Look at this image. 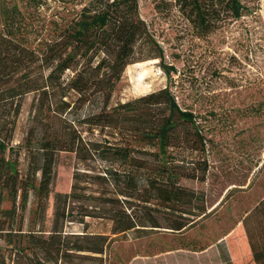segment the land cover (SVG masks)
Listing matches in <instances>:
<instances>
[{
  "label": "rangeland",
  "instance_id": "rangeland-1",
  "mask_svg": "<svg viewBox=\"0 0 264 264\" xmlns=\"http://www.w3.org/2000/svg\"><path fill=\"white\" fill-rule=\"evenodd\" d=\"M0 1L18 5L24 25L21 28L32 45L38 47L56 37L89 2ZM242 2L247 9L239 18L227 17L215 31L198 35L182 13L178 0H138L139 14L161 48L162 57L127 65L104 109L111 111L114 105L168 86L180 107L193 113L196 128L178 125L173 145L167 147L165 156L179 172L175 183L188 194L180 202L167 206H181L195 214L200 208L209 212L202 218L192 216L197 220L192 227L180 233L164 227L169 216L164 211L166 203L148 185L151 182L164 185L165 179L155 180L158 175L153 172L161 157L159 147L136 140L134 132H115L91 123L104 106L101 95L96 94L64 113L81 132L83 140L98 142L105 148L123 145L131 148L130 155L142 165L135 169L137 185L141 193L151 189L153 196L147 207L134 200L127 211L143 224L157 218L163 226L147 232L113 234L109 217L82 219L80 213L85 202H74V220L65 221L64 233L102 234L109 238V244L102 255L83 252L72 256L71 264H256L254 257L264 258V0ZM138 50L144 52L140 47ZM33 96L32 93L22 96L10 141L13 146H21L11 154L16 157L19 153L21 168L26 164L22 159L23 142L30 128ZM75 97L76 94L70 93L71 100ZM78 164L74 153L60 151L55 156L52 192L37 219L49 229L54 212L53 195L70 190ZM92 164L104 166L108 161L96 157ZM118 168L131 167L122 163ZM36 204L33 191H29L23 212L24 230L34 222ZM0 206L10 203L3 201ZM127 206L125 203L124 207ZM104 208L105 213L110 210L108 206ZM66 239L73 242L85 238L67 235ZM57 264L70 263L61 259Z\"/></svg>",
  "mask_w": 264,
  "mask_h": 264
},
{
  "label": "trees",
  "instance_id": "trees-1",
  "mask_svg": "<svg viewBox=\"0 0 264 264\" xmlns=\"http://www.w3.org/2000/svg\"><path fill=\"white\" fill-rule=\"evenodd\" d=\"M242 1L178 0V3L198 35H207L227 17L239 18L247 9ZM5 3L0 1V203L7 201L10 206H0V241L4 242L0 244V264H57L61 259L71 264L72 256L83 252L102 255L109 244L107 236L64 233L65 221L74 220V202H85L79 204L85 206L80 213L82 219L109 217L113 234L163 227L157 218L146 225L127 211L134 200L148 206L153 196L151 189L166 203L164 211L169 216L164 227L171 232L180 233L192 227L197 221L194 215L207 216L209 212L204 208L195 214L181 206H167L188 195L174 181L179 172L165 159L167 147L173 145L178 125L196 128L193 113L180 107L170 88L165 86L114 105L111 111L104 110L127 65L162 57L161 48L139 14L138 0H89L42 47L33 46L21 28L18 5ZM67 72L70 73L66 75ZM28 93L34 96L30 128L23 142L22 159L26 164L21 168L19 153L16 157L11 155L21 146H13L10 141L21 111V98ZM70 93L76 94L74 100L69 98ZM96 94L102 96L104 106L91 123L115 132L131 131L136 140L156 144L161 157L153 172L158 175L155 180L165 179L164 185L151 182L150 191L141 193L134 173L142 165L130 155L128 145L105 148L98 142L85 141L64 117L69 108L84 104ZM60 151L74 153L79 164L73 171L70 190L53 195L54 212L49 229L37 219L50 199L55 156ZM96 157L107 159L108 164H92ZM118 161L120 164H114ZM122 163L131 168H118ZM29 191H33L37 206L34 222L24 230L23 212ZM125 203L129 206L124 207ZM104 206L110 208L107 213ZM67 235L85 239L68 242Z\"/></svg>",
  "mask_w": 264,
  "mask_h": 264
},
{
  "label": "crops",
  "instance_id": "crops-1",
  "mask_svg": "<svg viewBox=\"0 0 264 264\" xmlns=\"http://www.w3.org/2000/svg\"><path fill=\"white\" fill-rule=\"evenodd\" d=\"M254 259H255L254 261L256 264H264V258H262V256H261V258L256 256V257H254Z\"/></svg>",
  "mask_w": 264,
  "mask_h": 264
}]
</instances>
